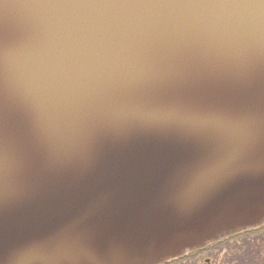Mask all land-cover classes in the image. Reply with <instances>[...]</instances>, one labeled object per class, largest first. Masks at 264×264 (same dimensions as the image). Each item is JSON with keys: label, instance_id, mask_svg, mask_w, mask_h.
I'll use <instances>...</instances> for the list:
<instances>
[{"label": "water", "instance_id": "95a60500", "mask_svg": "<svg viewBox=\"0 0 264 264\" xmlns=\"http://www.w3.org/2000/svg\"><path fill=\"white\" fill-rule=\"evenodd\" d=\"M144 35L173 43L62 101L55 132L53 45ZM0 92V252L75 218L161 264L264 224L260 0H0Z\"/></svg>", "mask_w": 264, "mask_h": 264}, {"label": "snow or ice", "instance_id": "6c2138e0", "mask_svg": "<svg viewBox=\"0 0 264 264\" xmlns=\"http://www.w3.org/2000/svg\"><path fill=\"white\" fill-rule=\"evenodd\" d=\"M260 5L264 7V0H260ZM171 43L173 41L167 36L144 35L69 38L54 44L51 60L45 69V87L48 89L46 97L52 104V126L55 132L64 134L57 123V109L62 101H74L99 84L125 75L130 62L138 61L141 57L145 61L151 60L160 54L164 44ZM139 69L137 74H140ZM3 104L0 92V112ZM76 134L72 132L66 136L69 147Z\"/></svg>", "mask_w": 264, "mask_h": 264}, {"label": "clouds", "instance_id": "9594fccd", "mask_svg": "<svg viewBox=\"0 0 264 264\" xmlns=\"http://www.w3.org/2000/svg\"><path fill=\"white\" fill-rule=\"evenodd\" d=\"M122 250L97 244L73 219L48 235L0 252V264H127Z\"/></svg>", "mask_w": 264, "mask_h": 264}, {"label": "trees", "instance_id": "16d2710c", "mask_svg": "<svg viewBox=\"0 0 264 264\" xmlns=\"http://www.w3.org/2000/svg\"><path fill=\"white\" fill-rule=\"evenodd\" d=\"M207 249L216 255L224 250L226 264H264V224L210 243Z\"/></svg>", "mask_w": 264, "mask_h": 264}, {"label": "rangeland", "instance_id": "374dc122", "mask_svg": "<svg viewBox=\"0 0 264 264\" xmlns=\"http://www.w3.org/2000/svg\"><path fill=\"white\" fill-rule=\"evenodd\" d=\"M188 253L189 252H186L183 255H187ZM226 258L224 250L219 251L217 255L214 252L203 251L200 252V256H196V258L184 259L180 262H176L175 264H217V260L219 259L220 264H226Z\"/></svg>", "mask_w": 264, "mask_h": 264}, {"label": "flooded vegetation", "instance_id": "af4514ba", "mask_svg": "<svg viewBox=\"0 0 264 264\" xmlns=\"http://www.w3.org/2000/svg\"><path fill=\"white\" fill-rule=\"evenodd\" d=\"M208 245L202 249H199V250H195V251H189V253L187 255H182L181 257H178V258H175V259H170V260H167L161 264H175L176 262H180L184 259H189V258H196V256H200V252H203V251H207V252H212V250H208L207 249ZM210 263V262H209Z\"/></svg>", "mask_w": 264, "mask_h": 264}]
</instances>
